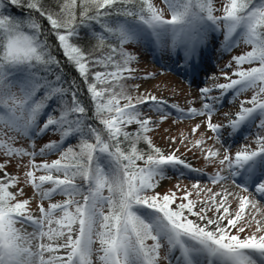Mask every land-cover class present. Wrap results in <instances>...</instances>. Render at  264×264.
I'll list each match as a JSON object with an SVG mask.
<instances>
[{"label":"snow or ice","instance_id":"obj_1","mask_svg":"<svg viewBox=\"0 0 264 264\" xmlns=\"http://www.w3.org/2000/svg\"><path fill=\"white\" fill-rule=\"evenodd\" d=\"M217 41L222 53L246 50L224 65V82L199 87V108L130 83L140 77L128 45L171 49L194 82ZM244 93L226 124L213 122ZM173 112L205 118L190 133L206 132L180 143L215 166L213 187L158 191L169 171L201 172L152 140ZM225 129L233 145L252 141L233 153ZM49 132L59 138L37 149ZM261 201L264 0H0V264H264Z\"/></svg>","mask_w":264,"mask_h":264},{"label":"rangeland","instance_id":"obj_2","mask_svg":"<svg viewBox=\"0 0 264 264\" xmlns=\"http://www.w3.org/2000/svg\"><path fill=\"white\" fill-rule=\"evenodd\" d=\"M155 2L159 4L160 0H155ZM218 45L219 41H217L216 44L210 45L208 47L209 50L207 49L205 51L200 73L195 77L194 82L193 77L188 75L183 70L181 65L177 64V56L171 51V49H168L167 53V49L154 46V54H160L162 52L164 53L162 55L163 59L158 61V59L153 60L151 58V45L147 44V49L144 44L128 45L127 49L132 55L136 57V60L133 62L132 66L136 68V75L140 77L139 79L130 81V83L139 84L141 86V92H148L156 95L157 97L164 98L169 104L179 105V107L182 109L187 110L189 107L199 108L201 106L199 100V87L212 86L214 83V78H220L219 82H224L223 78L221 77V68H219L220 64L229 62L230 59H225L229 57V55H237L240 54L242 50H246V46L242 45L240 48L233 50L231 53H222ZM154 58H158L157 55H155ZM211 60L215 63L212 64V62H210ZM144 77H148V79H144ZM218 94V92L213 93V95ZM250 95L251 93H244L236 99H233V97L226 99L223 102V106L218 107V111L213 117V122L226 124L227 118L225 114L234 113L237 110L239 101L249 98ZM204 119V117H197L193 119L177 120L176 113L173 112L170 119L159 124L154 129V131L150 133L156 146L160 147L166 152L175 148H179L180 152L178 155H182V158L191 164L193 168L201 170L196 178H186L178 175L167 174V178L161 182V185L158 188V191L161 193L168 192L169 190H175L174 186L178 183L181 185V187L187 186L190 190L191 184L193 182H199L205 187H213L208 182V177L216 171L215 166L209 165L208 162L203 159L200 149H193L192 151H189L188 148L184 147V145L180 143V141L185 136H188L192 141L200 138L201 134L206 132L205 127H202L195 135H192L190 130L195 124L201 123ZM227 131V129L224 130V138L227 141V144L231 146L233 153L241 145L245 143H251L252 141V137H249L248 140H245L243 136H241L233 145L232 140L227 137ZM252 131L255 132V129ZM211 135V132H207V135L204 137L207 141L204 147L212 145L213 141L207 140V136ZM173 138H175V143L172 142ZM48 140L49 138L36 140L37 149L43 146V144L47 143ZM20 143L23 146H27L29 142L25 140L21 141ZM188 147H191L190 143L188 144ZM56 158V155L47 157L49 161ZM40 159L41 158H37V162H39ZM8 171L13 174L18 173L15 162L9 166ZM26 193L28 197L32 196V191L30 188H26ZM178 195H180V193H178ZM193 198L195 197L193 196ZM56 199L62 198L56 197ZM38 202V198L33 201L32 206L34 210L35 204ZM252 211L254 212L255 210ZM261 211L264 213V201H261ZM161 254L163 255V251Z\"/></svg>","mask_w":264,"mask_h":264},{"label":"trees","instance_id":"obj_3","mask_svg":"<svg viewBox=\"0 0 264 264\" xmlns=\"http://www.w3.org/2000/svg\"><path fill=\"white\" fill-rule=\"evenodd\" d=\"M8 13L9 14H11V15H14V16H19L20 14H21V9H18V8H8ZM147 44H149V43H144V45H145V47H147ZM149 45H152L153 46V44H149ZM128 50V49H127ZM129 51V50H128ZM167 53H168V49H167ZM164 53L162 52V53H160L159 55H160V57H162L163 58V55ZM231 58V57H230ZM229 58V59H230ZM228 63V62H227ZM227 63H224V65L225 64H227ZM64 74H65V76H66V78L67 79H69V80H71V79H73L74 77H76V73L72 70V68L70 67V66H68L67 64H65V68H64ZM76 82H77V84L79 85V87H80V95H81V98L83 99V100H85V101H87V99H88V97H87V92H86V88H85V86L83 85V83H82V81H80L79 80V78L78 77H76ZM247 94V93H246ZM44 138H49V140H55V139H58L59 137L57 136V135H54L53 133H51V132H49L47 135H45L43 138H38L37 140H41V139H44ZM48 140V141H49ZM47 141V142H48ZM142 147H146V146H144V145H141ZM184 171V173H185V176L184 177H186V178H196L197 177V175H199L198 173H195V172H188V170H186V169H184L183 170ZM168 174L170 175H178V176H180L179 175V173H176V174H173L171 171H169L168 172Z\"/></svg>","mask_w":264,"mask_h":264}]
</instances>
